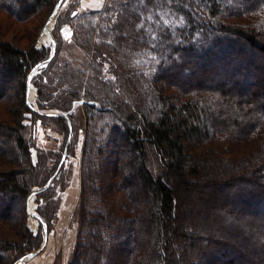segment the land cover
<instances>
[{"label": "trees", "instance_id": "1", "mask_svg": "<svg viewBox=\"0 0 264 264\" xmlns=\"http://www.w3.org/2000/svg\"><path fill=\"white\" fill-rule=\"evenodd\" d=\"M58 1L0 0V14L12 19L0 20V167L12 166L0 168V223L13 232L0 228V257L16 264L40 247L42 222L53 229L70 177L65 162L46 185L66 146L67 156L75 151L69 112L78 102V238L66 264H259L264 0H109L100 12L65 0L47 27L55 56L31 83L39 110L68 118L26 104L28 74L52 46H38V36L26 48L4 39L16 25L28 37L26 24L46 7L44 24ZM64 43L85 57L61 64ZM37 121L61 136L57 150L27 136ZM230 234L260 250H237L223 238Z\"/></svg>", "mask_w": 264, "mask_h": 264}, {"label": "rangeland", "instance_id": "2", "mask_svg": "<svg viewBox=\"0 0 264 264\" xmlns=\"http://www.w3.org/2000/svg\"><path fill=\"white\" fill-rule=\"evenodd\" d=\"M108 1L109 0H94L92 2H89V0H86L83 2V0H80V11L94 10L96 12H100L103 10V7ZM64 5L65 3L62 5V7ZM47 13H48V10L46 9V7L42 8L39 11V13L36 14L33 18H31L29 23L26 24V28L29 30V32H27L29 33L28 37L25 38L23 36V32H19L22 30V28L16 25L14 28L6 32L4 39L10 42H13L14 44L18 45L21 48H26V44H28V42L31 39H34V37L38 36L37 37L38 46H41V44L46 47L52 46L50 40L48 39L47 36L44 35L42 31L45 23L49 19L48 18L46 22L43 24ZM56 16L52 20L51 27H50L51 31L54 27ZM7 19H11V18H9L8 16H5L4 14H0V20L3 21V25L5 26L7 25L5 24L6 23L5 21ZM51 31H50V34H51ZM41 34L45 42H41V38H40ZM72 35H73V31L71 30L69 26L64 25L61 28V36L63 37L64 41L66 40V43L72 44ZM55 47H56V44H55ZM84 55L85 53L83 54L77 47L65 48V43H64V46L59 55V61L61 64H64L65 61H68L69 63L71 61L79 63V61L85 57ZM46 66L47 65L40 67L38 69L33 68L32 70H34L35 72L34 76L40 73L41 70L45 68ZM32 70L30 71V73L32 72ZM104 74H107L109 76L111 74L108 71L107 66H105L104 68ZM246 79L244 80V85L248 86L251 81L248 80L249 83H247ZM30 83H31V80H30ZM30 85L33 86L32 83ZM34 89L36 92V98L33 101L30 99L31 97L29 96V102L39 110L38 103H37V98H38L37 89L35 87ZM248 89L251 91L252 87L249 86L248 88H246V90ZM247 93L248 92H245V94ZM78 104L79 103L76 102L74 105V108L69 112L70 114L74 116V125H76L78 129V133H77L75 151L72 155L66 156V159H65V166H66L65 169L68 174L70 173V177L68 179V183L66 184L65 192H63L61 196V206L59 209L57 221L55 222L54 227L51 231H48V228H47V242H46V245L43 247V249L38 254H36L34 257L26 260L23 264H29L30 260L33 258H38L40 261L43 259V261H45L47 260V258L49 259L50 255H53V254H54L53 264H66L77 242L78 221H77L76 214H77V210L79 206V199L81 197L82 154H83L84 140H85L83 112L77 107ZM40 111H43V110H40ZM43 112L46 113V112H59V111L56 109H50V110H44ZM27 136L35 140L40 148H43L44 150H49V151L57 150L61 142V141L55 142V138L59 137L61 139V136L57 135V133L54 131V127L51 122H48L45 127L40 124V121H37L36 125H34L32 129L27 133ZM7 165L8 164L1 166L0 168L4 170ZM7 167H12V166L8 165ZM44 224L46 225L45 222ZM0 228L4 229V233L6 235H10L11 233H13L10 230L11 228L10 226L8 227L0 223ZM41 231H42L41 232L42 233V243L40 247L33 252L38 251L42 247L44 237H45L44 232H43V225H42ZM243 236L244 235L242 234L239 236L230 234L229 236H223V238L226 241L230 242L232 245H234L237 250H243V251L249 252L250 254L256 252V250L257 251L260 250L259 249L260 246H256L253 242L243 246V243H242L244 240ZM4 237H9L11 238L12 241H15L17 239L15 236H4ZM13 254H14L13 252L8 251L7 256L8 255L12 256ZM257 259L259 260V264H264V252H262L261 254L259 253V255L257 256ZM8 260H9V257H2V258L0 257V264H10ZM40 261L34 264H42V262Z\"/></svg>", "mask_w": 264, "mask_h": 264}, {"label": "water", "instance_id": "3", "mask_svg": "<svg viewBox=\"0 0 264 264\" xmlns=\"http://www.w3.org/2000/svg\"><path fill=\"white\" fill-rule=\"evenodd\" d=\"M64 1H65V0H59V1H58V3L56 4L54 10H53L52 13H51L49 19H48L47 22L45 23V25H44L42 31H45V29H46L49 25H51L52 20H53V19L55 18V16L57 15V12H58V10L62 7ZM49 37H50L49 40H50V42H51V44H52V53H51V55L49 56V58H48L47 60H45V61H43V62L37 64V65L35 66L34 69H38V68H40V67H43V66L47 65V64L52 60V58L54 57V55H55V53H56L55 42H54V40L52 39L51 34H49ZM34 73H35L34 70H32V72L28 75V83H27V90H26V98H27V100H26V104H27V106H28L32 111H34V112H36V113H38V114H40V115H45V116H64V117L68 118V114H61V113H59V112H46V113H45V112H43V111H40V110H38L34 105H32V104L29 102V96H30L29 87L31 86V85H30V84H31V83H30V80H31V78L34 76ZM69 124H70V121H69ZM67 145H68V143H67ZM66 156H67V146H66V148H65V150H64V153H63L62 159H61V161H60V163H59V166H58V169H57L56 173H55V174L49 179V181H48L46 187L51 183V181L53 180L54 176L58 173L59 169H60V168L62 167V165L64 164L65 159H66ZM46 187H45V188H46ZM35 193H36V192H33V193L29 196V198H28V202H27V203H28V207H29V200H30V198H31L32 196L35 195ZM42 225H43V232H44V236H45V237H44L43 244H42V247H41L38 251H36V252H32V253H29V254L23 256V257H22V258H21L16 264H23L26 260H28V259L34 257L36 254H38V253L43 249V247L46 245V242H47V227H46V225H45L44 223H43Z\"/></svg>", "mask_w": 264, "mask_h": 264}, {"label": "crops", "instance_id": "4", "mask_svg": "<svg viewBox=\"0 0 264 264\" xmlns=\"http://www.w3.org/2000/svg\"><path fill=\"white\" fill-rule=\"evenodd\" d=\"M86 0H83V2ZM94 0H89V2H92ZM53 255L49 256V259L47 258V260L43 261V259L40 261L38 258H33L30 260L29 264H34V263H38L39 261L42 262V264H53ZM41 259V258H40Z\"/></svg>", "mask_w": 264, "mask_h": 264}, {"label": "bare ground", "instance_id": "5", "mask_svg": "<svg viewBox=\"0 0 264 264\" xmlns=\"http://www.w3.org/2000/svg\"><path fill=\"white\" fill-rule=\"evenodd\" d=\"M43 33H44L45 36L48 37V39H50V37H49L50 33L48 32L47 28L45 29V31H43ZM29 89H30V87H29Z\"/></svg>", "mask_w": 264, "mask_h": 264}]
</instances>
